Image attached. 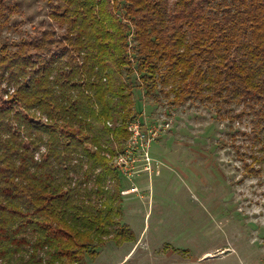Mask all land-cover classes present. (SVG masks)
<instances>
[{"label":"trees","instance_id":"trees-1","mask_svg":"<svg viewBox=\"0 0 264 264\" xmlns=\"http://www.w3.org/2000/svg\"><path fill=\"white\" fill-rule=\"evenodd\" d=\"M47 4L54 27L0 43V264H88L91 245L134 239L113 167L129 73L175 103H246L264 129V0Z\"/></svg>","mask_w":264,"mask_h":264},{"label":"rangeland","instance_id":"rangeland-1","mask_svg":"<svg viewBox=\"0 0 264 264\" xmlns=\"http://www.w3.org/2000/svg\"><path fill=\"white\" fill-rule=\"evenodd\" d=\"M48 11L47 0H6L8 23L0 27V43L54 27ZM126 76L136 84L134 123L147 134L137 142L128 130L132 151L126 152L127 140L113 159L122 222L134 239L91 245L98 254L87 263L264 264L261 116L246 103H175L161 86L145 92L137 71ZM150 130L157 136L147 147ZM245 164L258 172L247 173Z\"/></svg>","mask_w":264,"mask_h":264},{"label":"built area","instance_id":"built-area-1","mask_svg":"<svg viewBox=\"0 0 264 264\" xmlns=\"http://www.w3.org/2000/svg\"><path fill=\"white\" fill-rule=\"evenodd\" d=\"M135 120H133L129 126H128V130L131 131L133 133L134 138L136 139V141L138 142L139 139L145 137V135H147L143 130L140 129V125L138 123H134ZM150 133L152 135H150L149 137H147V144L146 146L148 147L151 143V141L153 140L154 137L157 136V132L156 131H152L150 130ZM132 136V137H133ZM133 143L134 144V140L131 138L128 139V149L126 150V152H131L132 150L130 149V144ZM144 146V145H143ZM144 154H148V153H144ZM131 156V155H130ZM129 156V160H133L131 157ZM146 158L148 159V156H146ZM119 161V160H118ZM128 162V161H126ZM118 164L121 165V162H117ZM126 163H124L123 165H125Z\"/></svg>","mask_w":264,"mask_h":264}]
</instances>
